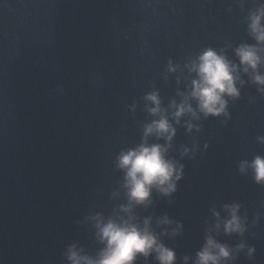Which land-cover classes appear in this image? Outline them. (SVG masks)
Masks as SVG:
<instances>
[{
  "label": "water",
  "instance_id": "obj_1",
  "mask_svg": "<svg viewBox=\"0 0 264 264\" xmlns=\"http://www.w3.org/2000/svg\"><path fill=\"white\" fill-rule=\"evenodd\" d=\"M261 9L264 0H0V264H72L73 247L98 259L97 223L130 215L151 219L174 264H197L209 236L231 251L221 264H264V184L240 170L264 157V85L235 51L256 46L264 75V43L249 29ZM208 48L238 67L240 95L225 96L227 116L205 117L193 99L196 116L177 123L173 102L196 78L188 65ZM161 115L176 134L147 143L167 148L181 179L125 212L117 158ZM226 205L240 206L243 234L225 232ZM135 264L159 262L153 253Z\"/></svg>",
  "mask_w": 264,
  "mask_h": 264
},
{
  "label": "clouds",
  "instance_id": "obj_2",
  "mask_svg": "<svg viewBox=\"0 0 264 264\" xmlns=\"http://www.w3.org/2000/svg\"><path fill=\"white\" fill-rule=\"evenodd\" d=\"M262 21H264V9L250 17L249 29L258 43H264V23ZM235 51L243 66V71L248 73L249 70H252L255 73L254 81L264 85V75L257 72L262 62L257 47L241 45ZM188 67L191 72L196 73V78L192 80L191 91L184 96L183 102L179 104L173 102V107L176 109L173 115L177 123H179L180 117L186 113L196 116V111L190 103L193 99L197 101L199 111L205 117L220 116L221 114L227 116L225 96L235 98L240 95L237 87L238 67L225 55L212 48L206 49ZM175 70V67L170 64V71L174 72ZM146 99L154 105L149 109L153 115L162 112L158 93H150ZM188 127L191 130L193 126L189 124ZM153 134L170 142L176 134V129L166 115H161L160 119L145 127L144 143L134 149L122 152L117 158V166L125 172V188L129 199V205L122 206V210L125 212L130 213L132 205L150 203L153 189L164 195L171 194L176 190V181L181 179L183 166L177 167L173 161L166 158L167 148L160 144L149 145L147 143V137ZM248 168L252 169L256 182L264 184V157L256 156L250 163L248 161L241 163V172ZM225 207L230 211V218L224 222L225 232L243 234L245 228L238 215L240 206L226 205ZM216 215L219 216V213ZM134 220L135 218L131 215L127 219L119 221L109 219L107 222H103L100 220L96 225L97 234L106 246L100 252L99 258L81 256L73 247L69 250V260L72 264H135L141 255L147 258L155 253L159 264H174L176 260L174 250L165 246L151 230V219L146 218L143 226L135 223ZM160 223L171 224L172 221L165 217ZM217 226L219 227V225ZM239 247L242 249L244 245ZM248 251L251 256L255 249L249 248ZM230 256L231 251L226 245L209 236L204 248L197 253V264H221L222 260L229 259ZM187 259L185 257V260Z\"/></svg>",
  "mask_w": 264,
  "mask_h": 264
}]
</instances>
